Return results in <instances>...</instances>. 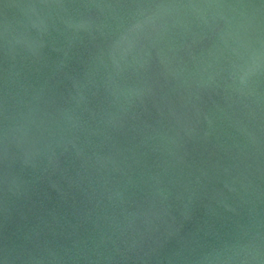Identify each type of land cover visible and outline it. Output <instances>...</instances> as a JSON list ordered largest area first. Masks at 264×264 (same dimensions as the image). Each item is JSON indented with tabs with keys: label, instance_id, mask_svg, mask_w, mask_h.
Returning a JSON list of instances; mask_svg holds the SVG:
<instances>
[{
	"label": "water",
	"instance_id": "95a60500",
	"mask_svg": "<svg viewBox=\"0 0 264 264\" xmlns=\"http://www.w3.org/2000/svg\"><path fill=\"white\" fill-rule=\"evenodd\" d=\"M0 264H264V0H0Z\"/></svg>",
	"mask_w": 264,
	"mask_h": 264
}]
</instances>
